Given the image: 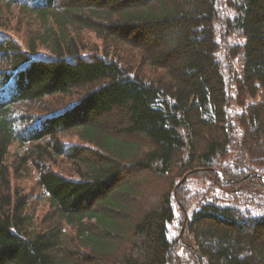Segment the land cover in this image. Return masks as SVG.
<instances>
[{"label":"trees","instance_id":"obj_1","mask_svg":"<svg viewBox=\"0 0 264 264\" xmlns=\"http://www.w3.org/2000/svg\"><path fill=\"white\" fill-rule=\"evenodd\" d=\"M0 264H264V0H0Z\"/></svg>","mask_w":264,"mask_h":264},{"label":"rangeland","instance_id":"obj_2","mask_svg":"<svg viewBox=\"0 0 264 264\" xmlns=\"http://www.w3.org/2000/svg\"><path fill=\"white\" fill-rule=\"evenodd\" d=\"M25 185L27 187H30L32 186V181L31 180H27L25 182ZM180 184H178L175 188V192L176 190L179 188ZM32 209L34 210V215L37 217V218H43V216L45 215L46 213V210H47V206H46V203H45V200L43 199H36L35 201V204L34 206L32 207ZM184 236L183 232L181 233V235H179V239H181V237Z\"/></svg>","mask_w":264,"mask_h":264}]
</instances>
